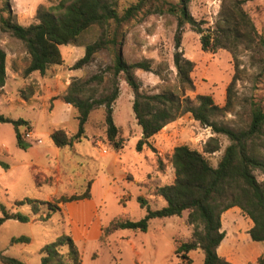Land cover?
I'll list each match as a JSON object with an SVG mask.
<instances>
[{"label":"rangeland","instance_id":"rangeland-1","mask_svg":"<svg viewBox=\"0 0 264 264\" xmlns=\"http://www.w3.org/2000/svg\"><path fill=\"white\" fill-rule=\"evenodd\" d=\"M116 1L122 11L139 0ZM165 1L178 3V0ZM57 3L58 0H8L12 18L21 26L35 21L38 6ZM234 4L250 18L257 34L253 39L240 40L214 53L203 52L200 35L189 25L178 32L176 18L170 14L139 13L121 24L113 35L112 25L92 26L75 43L60 46L63 64L50 66L44 75L24 74L29 62L25 46L0 28V49L5 53L6 69L5 84L0 89V114L27 121L33 141H40L27 150L19 149L12 125L0 124V217L3 208L30 218L25 223L5 220L0 225L1 254L25 264H40V249L67 234L72 236L82 264H203L199 249L186 254L187 259L174 254L177 243L191 239L194 227L187 222V211L180 216L150 220L146 232L120 230L104 236L103 229L114 220H141L145 210L137 202L138 197L144 198L152 210L165 206V201L154 193L156 187L173 182L170 158L174 147L186 145L215 167L229 144L226 136L212 133L210 127L200 125L190 113H184L149 140L152 148L144 147L137 152L135 144L142 135L132 111L133 93L122 74L116 77L119 95L112 105L120 149L114 150L106 139L102 106L90 111L84 137L72 149L56 148L49 135L56 128L64 129L70 136L77 130L76 110L61 103V96L71 84L80 87L77 95L81 99H98L110 91L113 56L108 49L97 51L91 63L80 69H73V65L83 57L87 45L113 36L116 49L127 64L147 61L150 65V71L134 70L139 92L153 95L173 91L192 106L197 104V95H209L221 109L211 117L212 121L235 131L248 128L252 110L264 111V44L259 41L260 38L264 43V0H189L187 10L207 29L213 28L220 11L229 10ZM4 9V0H0V15H5ZM175 52L193 63L192 89L178 82L172 63ZM19 130L24 133L25 127ZM207 143H217L219 149L204 152ZM37 149L48 152L39 154ZM251 149L264 159V125ZM255 175L258 181L264 180L259 172ZM93 180L98 183L94 200L99 204L93 207L87 224L83 203L91 197L59 204L60 211L46 222L38 220L29 206H14L15 201L24 199L54 203L61 196L79 195L88 186L91 194ZM45 212L43 207L39 215ZM251 227L252 222L237 208L222 213L224 238L217 248L218 256L231 264H257L258 258L264 257V245L250 239ZM19 237L29 240L12 242Z\"/></svg>","mask_w":264,"mask_h":264},{"label":"trees","instance_id":"trees-1","mask_svg":"<svg viewBox=\"0 0 264 264\" xmlns=\"http://www.w3.org/2000/svg\"><path fill=\"white\" fill-rule=\"evenodd\" d=\"M188 2L189 0H178L177 4H172L165 0H139L119 11L116 0H58L56 5L38 6L35 21L28 26H21L12 18L8 0H4L5 15H0V28L25 46L29 56L24 70L26 75L33 72L44 75L50 66H61L63 59L59 47L75 43L92 26L112 25L113 35L121 24L132 20L139 13L170 14L176 18L178 32L184 25H189L200 35L199 43L203 52L214 53L219 49L230 48L240 40H251L257 36L250 18L236 4L229 10L220 11L213 28L203 29L189 14ZM175 40L178 47L179 36ZM259 41L264 44L262 39L259 38ZM116 45L114 36L101 38L87 45L83 57L73 65V69H80L91 63L97 51L108 49L113 56L112 87L108 94L98 99H81L77 95L80 89L78 85L71 84L68 87L61 99L76 110L78 126L71 136L62 128L53 129L49 137L56 148L72 149L74 143L84 137V126L90 111L100 106L104 108L106 139L114 150L121 148V143L117 140L118 128L112 120V105L119 95L116 81L119 74H122L124 82L133 93L132 111L142 135L135 144L137 152H141L144 147L152 148L149 140L184 113H190L192 119L200 125L210 127L212 133L226 136L229 144L224 148L215 167L201 153L186 145L174 147L170 158L174 170L173 182L156 187L154 193L165 201V206L152 210L144 198L138 197L137 202L145 210L144 217L136 222L114 220L103 229L104 236L120 230L146 232L150 220L180 216L187 211V222L194 227L191 239L185 243H177L174 254L187 259L186 254L199 249L203 255V264H231L218 256L217 248L224 238L221 215L231 208H237L252 222L248 231L250 239L264 245V180L258 181L255 175V172H259L264 176V159L251 151V145L264 125V111L260 108L253 109L248 128L235 131L211 120L221 109L209 95H197V104L192 106L187 101H181L179 95L173 91L142 94L139 92L134 70L150 71L149 63L141 61L127 64L117 51ZM172 63L179 84L192 89L190 73L193 63L179 52L173 54ZM5 76V53L0 49V89L5 84ZM228 91H231V86ZM0 124L12 125L16 147L22 150L30 148V143L24 139V133L19 130L21 126L25 127V131L30 130L27 121L12 120L0 114ZM209 144L205 146L204 152L212 153L219 149L217 143ZM90 197L88 186L83 193L61 196L54 203L24 199L15 201L14 206L18 208L27 205L31 213L38 216V220L46 222L53 213L60 211L59 204ZM43 207L46 212L39 215ZM1 210L3 216L0 217V225L5 220L22 223L30 221L28 216L18 211L9 213L3 208ZM28 240L26 237H19L13 238L12 242L27 243ZM40 254V264H82L81 254L72 236L67 234H62L44 245ZM0 263L25 264L1 253ZM257 264H264V257L258 258Z\"/></svg>","mask_w":264,"mask_h":264},{"label":"crops","instance_id":"crops-1","mask_svg":"<svg viewBox=\"0 0 264 264\" xmlns=\"http://www.w3.org/2000/svg\"><path fill=\"white\" fill-rule=\"evenodd\" d=\"M6 70V69H5ZM6 72V71H5ZM58 103H60V101H58V102H55L54 103V106H55V104L57 105ZM64 106H71V105H69V104H66V103H64V102H61ZM53 109H54V107H53ZM31 144H33V143H30V145ZM31 148V147H30ZM38 150V152L37 153H41V154H46L47 152H48V150L47 149H42V150H40V149H37ZM39 154H37V155H39ZM100 155L101 156H104L103 154H101L100 153ZM71 165H73V166H76L72 161H71ZM97 186H98V183H95V180H93L92 181V185H91V198L89 199V200H84V206H85V212H84V217H85V223L87 224V222L89 221V215H90V213H92V210H93V207H95V206H97V204H99V203H97L95 200H94V195H95V190H96V188H97ZM94 225H97V224H95V223H93ZM97 227V226H96ZM87 232L89 233L90 232V230H87Z\"/></svg>","mask_w":264,"mask_h":264},{"label":"built area","instance_id":"built-area-1","mask_svg":"<svg viewBox=\"0 0 264 264\" xmlns=\"http://www.w3.org/2000/svg\"><path fill=\"white\" fill-rule=\"evenodd\" d=\"M24 139L29 142V143H34V142H38L40 143V141H33V134L30 130H27L24 132Z\"/></svg>","mask_w":264,"mask_h":264}]
</instances>
